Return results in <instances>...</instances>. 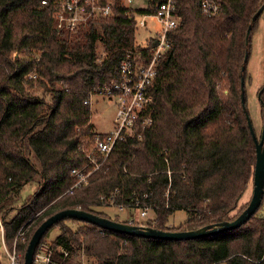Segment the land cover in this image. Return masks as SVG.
<instances>
[{
    "label": "trees",
    "instance_id": "trees-1",
    "mask_svg": "<svg viewBox=\"0 0 264 264\" xmlns=\"http://www.w3.org/2000/svg\"><path fill=\"white\" fill-rule=\"evenodd\" d=\"M47 2L0 0V221L20 263L36 229L66 209L162 231L237 218L250 203L240 206L257 160L246 115L251 118L245 57L264 0H222L216 17L203 14L201 0H176L181 23L158 63L147 112L151 125L141 138L117 143L88 185L73 194L67 193L72 171L87 166L81 146L98 134L92 95L121 79L129 54L150 53L137 45L136 21L120 0L112 16L76 30L58 29L55 0ZM29 184L37 188L18 206ZM111 205L150 210L156 219L119 221L101 210ZM263 208L264 202L238 229L181 241L66 218L44 235L37 254L60 227L43 264H264ZM176 211L188 217L175 228L168 220Z\"/></svg>",
    "mask_w": 264,
    "mask_h": 264
},
{
    "label": "built area",
    "instance_id": "built-area-1",
    "mask_svg": "<svg viewBox=\"0 0 264 264\" xmlns=\"http://www.w3.org/2000/svg\"><path fill=\"white\" fill-rule=\"evenodd\" d=\"M133 0H120L125 6L127 15L136 21L137 31L148 29V18L159 20L161 28L149 37L140 48L149 49L150 58L144 52L129 54L122 63L121 79L104 85L95 93L114 102L116 116L114 126L106 133L98 132L90 142V147L81 146L82 153L87 157V166L74 169L73 186L67 191L75 190L89 183L90 177L107 161L117 143L127 138H141L144 130L151 125L152 117L148 107L152 103V88L158 73V63L169 49V34L181 23L176 0H149V6L143 10H134L130 4ZM222 0H201V9L205 16L219 15ZM43 0V4H47ZM117 0H55L52 17L58 29L76 30L91 21H98L113 15ZM152 41L154 44H152ZM148 210H142L146 216ZM11 264H21L16 252L9 254ZM36 255L35 264L48 263L49 255Z\"/></svg>",
    "mask_w": 264,
    "mask_h": 264
},
{
    "label": "rangeland",
    "instance_id": "rangeland-1",
    "mask_svg": "<svg viewBox=\"0 0 264 264\" xmlns=\"http://www.w3.org/2000/svg\"><path fill=\"white\" fill-rule=\"evenodd\" d=\"M134 10H143L148 8L149 0H133L130 4ZM148 29L140 28L137 32V41L141 45H145L149 37L153 36L161 28L160 22L156 18H148ZM246 91H247V106L253 121V126L256 134L260 140L262 136L263 121H264V108L262 101H264V10L259 20L254 24L250 36V57L247 64L246 72ZM227 93V92H225ZM92 118L91 123L97 132L106 133L112 130L114 126V119L116 116V106L113 101L93 94L91 97ZM87 141V140H85ZM90 145V144H89ZM88 145V146H89ZM90 147V146H89ZM37 188V184L26 185L21 195L18 197L17 205L20 206L27 197H29ZM253 195V184L251 183L243 196L240 206L246 205L250 202ZM264 202V201H263ZM102 211L117 217L119 221H129L133 223L146 224L151 219H156L154 212L148 210L146 216H142V209L138 208H122L111 206H103ZM264 210V208H263ZM11 214H14L12 212ZM188 217L186 211H176L169 217L168 225L171 227H178L183 224ZM60 227L53 228L49 234L43 239V248L38 255L45 257L47 249L52 246L55 238L60 234ZM9 250L4 240V228L0 221V264H11L9 254H13ZM41 264V263H36Z\"/></svg>",
    "mask_w": 264,
    "mask_h": 264
},
{
    "label": "water",
    "instance_id": "water-1",
    "mask_svg": "<svg viewBox=\"0 0 264 264\" xmlns=\"http://www.w3.org/2000/svg\"><path fill=\"white\" fill-rule=\"evenodd\" d=\"M264 5L259 9V11L253 17V22H255L260 15L263 13ZM252 26L249 27L247 31V41L250 36ZM249 59V54H246L245 62ZM245 67H243V70ZM242 89V102L245 107V78L241 80ZM264 108V101H262ZM247 120L251 135L255 142L257 160L254 170L253 177V195L247 208L233 221H226L219 224L208 225L198 230L193 231H162L154 228H146L141 226H136L132 224H126L122 222H117L108 218H104L83 210L79 209H66L57 212L53 216L46 219L34 232L31 237L29 246L24 256V264H35V259L37 255L38 247L40 246L41 240L44 235L58 222L66 219L73 218L81 221H85L103 229L110 230L117 233L128 234L132 236L161 239V240H191L198 239L207 236H213L221 234L227 231H232L240 228L242 225L247 223L252 216H254L260 209L264 200V121L262 136L259 140L256 131L254 129L252 120L246 112Z\"/></svg>",
    "mask_w": 264,
    "mask_h": 264
}]
</instances>
